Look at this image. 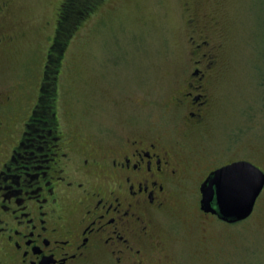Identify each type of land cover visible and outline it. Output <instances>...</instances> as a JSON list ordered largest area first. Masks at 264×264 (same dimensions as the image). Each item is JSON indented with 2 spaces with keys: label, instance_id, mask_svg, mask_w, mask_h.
Returning a JSON list of instances; mask_svg holds the SVG:
<instances>
[{
  "label": "rangeland",
  "instance_id": "rangeland-1",
  "mask_svg": "<svg viewBox=\"0 0 264 264\" xmlns=\"http://www.w3.org/2000/svg\"><path fill=\"white\" fill-rule=\"evenodd\" d=\"M1 1L0 169L40 117L47 87L50 117L78 146L136 134V122L170 125L198 18L222 68L191 158L203 170L206 160L245 159L264 171V0ZM208 173L190 174L167 223L172 253L181 264H264V191L249 219L210 221L204 233L195 194Z\"/></svg>",
  "mask_w": 264,
  "mask_h": 264
},
{
  "label": "flooded vegetation",
  "instance_id": "flooded-vegetation-1",
  "mask_svg": "<svg viewBox=\"0 0 264 264\" xmlns=\"http://www.w3.org/2000/svg\"><path fill=\"white\" fill-rule=\"evenodd\" d=\"M2 19L0 0V24ZM201 23L190 21L196 31L170 125L136 122V134L82 147L58 125L54 137L36 140L32 136L46 129L44 119L26 123L13 160L0 169V264H181L171 251L167 223L196 171H209L195 194L202 231L210 221L231 225L202 210L200 188L213 171L247 160L215 166L206 160L203 170L191 158L193 140L213 115L222 68ZM4 31L0 26V49L9 41ZM17 155L23 164L14 161Z\"/></svg>",
  "mask_w": 264,
  "mask_h": 264
},
{
  "label": "water",
  "instance_id": "water-1",
  "mask_svg": "<svg viewBox=\"0 0 264 264\" xmlns=\"http://www.w3.org/2000/svg\"><path fill=\"white\" fill-rule=\"evenodd\" d=\"M201 208L229 224L249 219L264 191V171L237 161L213 171L200 188Z\"/></svg>",
  "mask_w": 264,
  "mask_h": 264
},
{
  "label": "trees",
  "instance_id": "trees-1",
  "mask_svg": "<svg viewBox=\"0 0 264 264\" xmlns=\"http://www.w3.org/2000/svg\"><path fill=\"white\" fill-rule=\"evenodd\" d=\"M87 1V0H86ZM95 2V0H93ZM77 2V0H71L70 2V8L72 9V5H75V3ZM76 6V5H75ZM86 7V6H85ZM75 10V9H74ZM76 14V12H75ZM43 99L42 102H40V107H42L41 109H39L37 112H40V119H44V124L45 126V131L43 130V132H41L40 134H34V136H32V134H30L32 137H34V139H38L39 141H41L40 138H37L38 136H49L52 131H54V127L55 125H57L58 123L54 120V118L49 115V112H52L51 109H53V106L55 104V90L51 89V87H47V89L43 92L42 95ZM53 135V134H52ZM31 142V141H30ZM35 144H39V142H35Z\"/></svg>",
  "mask_w": 264,
  "mask_h": 264
}]
</instances>
